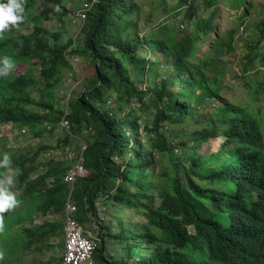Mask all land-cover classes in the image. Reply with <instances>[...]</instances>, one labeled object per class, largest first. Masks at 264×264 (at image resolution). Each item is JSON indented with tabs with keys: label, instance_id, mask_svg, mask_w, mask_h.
I'll list each match as a JSON object with an SVG mask.
<instances>
[{
	"label": "trees",
	"instance_id": "16d2710c",
	"mask_svg": "<svg viewBox=\"0 0 264 264\" xmlns=\"http://www.w3.org/2000/svg\"><path fill=\"white\" fill-rule=\"evenodd\" d=\"M66 1L70 0H43L39 14L37 8L31 12L30 5L19 23L34 30L12 36L18 23L0 40V58L10 57L13 66L35 60L34 72L40 67L37 79L0 75V124L27 127L44 144L54 139L66 109L70 124V132L55 145L51 141L21 157L7 153L13 162L0 168V180L7 168L17 169L20 193L15 197L27 211L14 209L9 212L14 220L0 222L7 248L3 253L0 242V264H11L9 246L27 249L37 243L40 250L52 247L50 239L63 234L69 193L63 177L74 161L40 162L39 157L64 146L78 151L76 143L81 140L87 147L83 157L88 173L76 179L70 200L85 232L93 221L97 226L96 264H264V0H176L174 17H181L184 27L180 29L172 17L145 41L137 34L142 30L138 3L99 0L80 31L85 34L80 46L78 38L65 42L60 34L55 39L42 27L52 17L64 23L72 11ZM165 1L152 2V16L168 4ZM221 4L240 28L259 8L256 20L243 29L248 38L241 35L235 40L239 29H232L228 39L215 38L202 53V44L217 30ZM237 40L245 53L237 63L241 74L235 77L246 79L247 96L232 102L220 96L215 82L224 76L222 59L236 51ZM69 56L88 60L95 73L86 89L64 107L55 97V87L71 64ZM145 84L148 88L141 89ZM216 98L221 107L198 116ZM135 101L145 115L134 108L125 112ZM109 102L116 106L111 108ZM190 119H204L206 125L189 142L180 143L178 154L171 127ZM220 137L224 138L220 150L198 154L202 143ZM157 162L162 165L160 173L148 171ZM115 208L140 216L145 223L127 225L129 218L115 217L114 224L103 226L99 215ZM58 213L56 222L25 228L34 215L48 218ZM16 225L24 237L14 236Z\"/></svg>",
	"mask_w": 264,
	"mask_h": 264
},
{
	"label": "rangeland",
	"instance_id": "374dc122",
	"mask_svg": "<svg viewBox=\"0 0 264 264\" xmlns=\"http://www.w3.org/2000/svg\"><path fill=\"white\" fill-rule=\"evenodd\" d=\"M84 1L86 0L66 1L67 7L72 9V11L70 14L67 15L66 18H64V23L54 18L53 21H50V22L44 21L42 23V27L50 31L52 36L55 39H58L60 34H62L61 38H63L65 42L68 41L70 38L74 40L78 38V45L79 46L82 45L83 40L85 38V34L83 32L80 33L82 25H78L82 22L80 21L78 24H74L73 23L74 21L72 22L70 18L74 15L73 10L75 9V7L78 6L79 8L80 5L83 4ZM134 1L139 4L138 6L141 9L140 15L137 14L136 17L134 18L135 19L134 23L137 20L136 19L137 16L139 15L138 17L139 25L142 27V30L140 31L138 30L137 34L143 39V41H145L146 37H148L151 33L155 32L157 30V27H159L162 23L167 22L172 17H174V14L177 12V10L172 9L173 6L176 5L177 3L176 0H166L165 2L168 4L166 6H162L160 8V11H156L154 16H152V14H153L155 7H154V4H152V2L159 1V0H134ZM251 2L252 3H263V0H251ZM121 3L122 5H124V0ZM220 3H223V2H220ZM40 5H41V0H33L31 4V12L36 13V8H37L38 9L37 13L39 14L42 10L40 8ZM219 8H220L219 16L215 19V25H216L217 30L215 31V33H212L210 35V38L205 43L202 44V49H203L202 53H207L209 51V45L212 44V41L215 38L221 36V37H225V39H228L229 36L227 32L232 29H237V28L239 29L235 35V40L238 39V37L241 35L244 36L243 38H248L247 35L243 32V29L250 21L256 20L255 13L259 9V8H256V10L252 11V17H247L245 19L244 26L240 28L239 22L235 20V17L233 15L229 14L230 12L223 4H221ZM171 20L175 24H177L180 27V29L184 27L183 25L184 22L182 21L181 17H177V18L174 17ZM169 23L170 22H168V24ZM26 27H28V25H26L23 28V30H25ZM129 32H133V30L130 29ZM21 33H22L21 30L18 29V31L12 36H18ZM237 46L238 47L236 48V51L232 52L231 54H228L226 57L222 59V63L223 65H225V68H224L225 73L223 77L219 78L215 82L216 87H218L219 89L220 96L223 99L227 101H232V102L236 100H240L241 97L245 98L247 96V89L245 88L246 79L243 80L242 78L235 77L237 73L241 74L240 68L237 66V63L240 61L241 56L245 53V50L241 48L242 43L239 40H237ZM67 58L71 64L70 66L63 69L62 80L55 87L56 91L54 89L56 99H61L64 107L67 106L68 99H72L76 97V95L80 94L86 89L88 82L93 78L94 73H95L94 66L88 60L84 61L81 57H79L78 58L79 61L75 63L71 59L76 58V57L69 56ZM147 58L150 60L151 53L147 55ZM36 62L37 61L35 60L26 61L23 63L18 62L13 67V70L7 71V73L4 75H6L9 78H15L18 75H21V76H24L26 79H30L31 78L30 76L35 75L34 77H36L37 79L38 74L40 73V67L36 66L35 67L36 70L34 72V66H35L34 63ZM146 68L148 70V66ZM260 70L263 71L264 69L263 70L260 69ZM172 76L173 74L170 75V77ZM239 77H241V75ZM147 88L148 87L146 84L141 87V89L143 90H146ZM262 96H264V93H262ZM109 104L112 106L111 108H114L116 106V105L111 104V102H109ZM221 105H222V102L220 101V99L216 98L215 101L212 102L209 107L205 109L203 108L200 109L198 116H200V114L206 115L208 113L211 115L213 112V109L220 108ZM132 108L137 110L141 115H145L144 111H142L141 104L139 101H135L134 103L130 104L126 108L125 112L128 113L129 111H131ZM205 125H206V120L204 119H190V120H187L186 123L180 126H176L173 128L171 127L172 129L171 135L175 137L179 143L178 146L175 147V149L179 151L181 147L180 143L184 141L189 142V140L192 138V135L196 134L198 130L204 129ZM2 129H4L5 133H7L9 130L11 133L13 132L12 133L13 137H7L6 135L0 136V139L7 138L8 143H9L7 147H4V149L0 151V155H2L3 153H11L15 156H20V157L21 155H30L36 152L37 150L41 149L42 146L44 145L48 146V144L51 143V141L52 142L55 141V139H50L45 142L47 144H44L41 142L40 138L33 136L31 132H29V134H26V135H17V134L15 135L14 134L15 131L11 130L10 125H8L7 127H0V133L2 132ZM168 129H170V127H168ZM134 142H135V139H134ZM191 143H188V145L190 146ZM223 143H224V138L222 137L211 139L210 141H206L201 144L198 154L205 155V154L217 152L218 150H220V148L223 147L222 146ZM1 144H4V143L0 142V148L3 147V145ZM52 144L55 145V143H52ZM80 144H81L80 141L76 143V148L78 150L80 148ZM48 151H51V150H48ZM48 151L45 150L40 153L41 154L39 157L40 162H44L48 160L46 157V153ZM180 153H181V150L180 152H178V154ZM60 157L68 161L72 160V158L68 159L64 155ZM9 163H10V160H9ZM161 168H162V165L160 164V162H157L156 166L154 168L149 167L148 171L153 170L156 174H158L160 173ZM15 175L16 174L14 170H9L6 177L12 178V185L10 186L11 187L10 190L15 195H18L20 193V190H17L16 184L18 182V178ZM23 205L25 204L18 202V204L13 209L9 210V212L14 209L17 210L19 213H23L27 211L26 207ZM9 212L6 211L2 213L1 216H3V221L14 220L10 218ZM60 215L61 213H58L55 216H51L53 218L52 221L56 222L58 219H60ZM99 216H100V220L103 223V226L114 224L116 220L115 217L125 218V219L129 218V220L127 221V225H130L132 222L145 223V219H143L142 217L130 215V213L125 212L124 210H118L117 208H115L114 211L113 210L104 211V213ZM46 220L50 222L49 217L40 218V217H37V215H34L33 221L26 222L24 223V225H25V228H29L37 224L39 225ZM19 227H20L19 225L15 226L13 230L15 232L14 236L21 235L22 237H24L23 234H21V229ZM96 228L97 226L95 222L93 221V223L91 224L89 228L88 226H86V231L89 232L92 236L96 237V233H95ZM3 240H4V237H0L1 247L3 251H5V245L2 242ZM50 240H52L50 242L52 247L47 248L43 246L40 250H39V246L41 244H37V243L32 244L30 248H27V249L25 248L20 249L19 245L13 248L9 246V251L7 254L8 260L12 261L11 264H38L40 262L43 264H48V261H51L52 264H56L58 260L60 259V254L62 252V249H60V244H62V234L56 239H50ZM16 256H18L19 262H16L15 260ZM6 264H8V262H6Z\"/></svg>",
	"mask_w": 264,
	"mask_h": 264
},
{
	"label": "built area",
	"instance_id": "2783aa9c",
	"mask_svg": "<svg viewBox=\"0 0 264 264\" xmlns=\"http://www.w3.org/2000/svg\"><path fill=\"white\" fill-rule=\"evenodd\" d=\"M99 0H93L92 3L84 5V9L79 13L82 18L86 17V11ZM70 132L69 121L66 117H63L54 131V143L57 142L60 135ZM80 148L75 151L74 147L65 146L58 150H51L46 153L48 160L62 161L65 160L60 156H66L68 159L72 158L73 164L66 171L63 182L69 186V195L65 202L63 210V249L60 254L61 264H96L93 258V253L96 247L95 239L89 232H85L83 226L75 219L74 213L77 208L70 200V194L74 185V182L78 177H84L87 175V170L84 167V151L86 150V144L84 141H80ZM53 143V142H52ZM176 152H179L175 149ZM59 154V155H58Z\"/></svg>",
	"mask_w": 264,
	"mask_h": 264
},
{
	"label": "clouds",
	"instance_id": "9594fccd",
	"mask_svg": "<svg viewBox=\"0 0 264 264\" xmlns=\"http://www.w3.org/2000/svg\"><path fill=\"white\" fill-rule=\"evenodd\" d=\"M42 1L43 0H41V5L43 3ZM32 2H33V0H0V40L2 38L3 33L7 29H9L10 26H15L24 19L25 12L28 10V7L32 4ZM98 2H95V3H98ZM87 3L88 2L84 1L83 4H81L78 9L73 10L74 15L70 19L72 20V22L74 21L73 22L74 24H78L81 21L82 23H80L78 25H82V27L84 26L85 21H86L87 16H88V12L91 10L93 5L95 4L94 3L91 6V8L85 12L86 17L82 18L79 16V13L84 9V5ZM90 3H92V2H90ZM66 17L67 16H65L64 18H66ZM54 18L55 17L50 18L49 22L53 21ZM64 18H63V20H64ZM23 24L24 23H19L16 27V30L19 29V30H21L22 33H25V34H29L34 30V26H32L30 24H24V25ZM26 25H28V27H26L25 30H23V28ZM82 27H81V29H82ZM78 58L79 57H76V58H73L71 60L76 63L79 61ZM14 66H13V60L10 57L0 58V67H3V69L0 68L1 69L0 75L6 74L7 71L11 70ZM67 101H69V99ZM67 114H68V111L66 109L64 117H66ZM8 125L11 126V130L15 131V133H14L15 135L16 134L17 135H26V134H29V132H30V129L27 127H23L21 129H16V128L14 129L15 126L12 124H0V127H7ZM12 133L10 132V130L7 133H5L4 129H2L0 136L6 135L7 137H13ZM0 142L4 143V144H1V145H3V147L0 148V151L3 150L4 147H7L9 144L7 138L0 139ZM9 160H10V163L13 162V160L11 158H9L7 153H3L2 155H0V168L5 167L7 165H10ZM9 170H14L15 174H16L15 176L17 178L19 175L17 169L7 168V170H5L4 177L0 180V213H4L6 211L9 212V210L13 209L18 204V201L15 197V194L10 190L11 189L10 186L12 185V178L6 177ZM41 170H42V168H41ZM68 195H69V193H68ZM37 217L42 218L40 214H37ZM49 219H50V221H52L53 218L51 216H49ZM2 221H3V216H0V222H2ZM6 249L7 248L5 246V251H6ZM5 251H3V249H2L3 253H5ZM13 256H15V255H13ZM15 260H16V262H19L18 256L15 257Z\"/></svg>",
	"mask_w": 264,
	"mask_h": 264
},
{
	"label": "bare ground",
	"instance_id": "6f19581e",
	"mask_svg": "<svg viewBox=\"0 0 264 264\" xmlns=\"http://www.w3.org/2000/svg\"><path fill=\"white\" fill-rule=\"evenodd\" d=\"M69 126H70V124H69ZM62 136H63V135H60L59 138H61ZM59 138H58V139H59ZM64 147H65V146H64Z\"/></svg>",
	"mask_w": 264,
	"mask_h": 264
},
{
	"label": "crops",
	"instance_id": "0c3cea01",
	"mask_svg": "<svg viewBox=\"0 0 264 264\" xmlns=\"http://www.w3.org/2000/svg\"><path fill=\"white\" fill-rule=\"evenodd\" d=\"M45 258H46V256H45Z\"/></svg>",
	"mask_w": 264,
	"mask_h": 264
}]
</instances>
